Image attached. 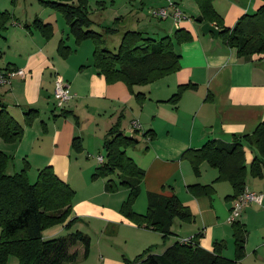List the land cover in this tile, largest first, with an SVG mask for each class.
Segmentation results:
<instances>
[{"label":"crops","instance_id":"1","mask_svg":"<svg viewBox=\"0 0 264 264\" xmlns=\"http://www.w3.org/2000/svg\"><path fill=\"white\" fill-rule=\"evenodd\" d=\"M174 1L187 18L179 23L157 19L161 23L156 24L148 13L150 8L163 5L164 0H126L123 3L110 0L109 8L106 0H100L103 8L112 12L114 23L132 15L135 30L145 35L158 38L171 35L180 27L192 34L191 40L177 46L180 68L176 72L132 89L122 81L106 83L98 74L92 63L94 45L92 49L82 42L77 46L68 45L72 52L61 57L57 45L63 36H58L57 30L50 39H44L38 31L26 30L19 18L13 16L0 33V70L23 69L24 76L16 75L9 83L0 85V101L22 123L23 132L14 143L1 139L0 150L9 156L8 173L21 170L27 162V174L32 181L38 170L47 165L69 183L73 161L88 162L90 157L97 160V156H104V135L118 116H121V129L131 135L134 131L129 127L137 122L139 128L133 127V130L141 135L136 136L138 145L126 149L127 155L144 170L140 193L132 206L134 212H145L147 192L166 195L173 192L194 218L190 223H174L172 235L176 238L170 244H163V251L179 238L200 232L198 244L201 247L212 250L214 242H222L227 249H222V255L229 258L231 229L228 224L231 223L227 216L232 200L226 197L232 193V188L227 181H214L218 172L205 162L200 164L196 174L184 154L210 139L230 142L234 136L250 134L264 120V57L239 56L236 49L219 36L203 33L201 23H193L190 15H200L194 1ZM260 4V0H213L226 27H232L242 14L255 12ZM55 76L69 84L72 95L62 110L56 108L53 98ZM184 84L193 87L182 91L176 104L166 101ZM135 92H141L145 98L139 102ZM28 109H36L38 114L30 124H25L24 113ZM82 109L91 114L81 113ZM74 116L79 123L74 121ZM88 120L93 124L89 128L94 133L91 143L85 141L88 128L84 122ZM127 120L131 123L129 127ZM147 130L155 137L143 136ZM75 136L81 139L80 152L71 147ZM242 144L245 165L249 167L257 152L248 142L242 140ZM99 165L80 169L86 171L85 175H92ZM106 180L100 178L86 185L89 192L76 200L74 194L67 220L75 218V222L69 230L63 223L42 232L44 239L74 231L89 238L86 256H82L81 245L74 248L78 255L73 264H125L122 257L131 260L150 247L151 241H156L150 240L155 231L137 226L119 212V203L127 196V188L118 187L117 192L108 193L104 189ZM210 183L213 185L210 195L194 196L187 190L188 185ZM245 188L264 195V173L261 178L248 174ZM104 196L109 198L104 199ZM237 220L244 225L246 233L244 256L236 264H246V261L253 264L257 259L264 264V196L260 205L243 207Z\"/></svg>","mask_w":264,"mask_h":264},{"label":"trees","instance_id":"2","mask_svg":"<svg viewBox=\"0 0 264 264\" xmlns=\"http://www.w3.org/2000/svg\"><path fill=\"white\" fill-rule=\"evenodd\" d=\"M260 1L255 12L242 14L232 27H226L222 16L213 6V0H194L203 21L214 23L224 43L244 57L254 54L264 57V0ZM38 2L63 16L75 45L87 39L93 42L92 63L106 83L122 81L130 89L176 72L180 68L177 46L192 39V34L181 27L171 35L158 38L145 35L139 30L127 29L122 33L117 48L110 50L102 46L104 37L116 29L103 27L101 32L93 30L91 26L94 21L90 17L87 0ZM12 18L8 10H0V33ZM23 27L29 31H38L44 39L53 36L52 24L38 17ZM57 52L61 57H66L72 49L61 38ZM190 87L193 85H179L166 101L176 104L182 91ZM134 96L139 102L145 98L141 92H135ZM37 114L36 109H28L24 113V123L30 124ZM74 119L77 120V117L74 116ZM120 122L121 116H118L106 131L102 143L105 153L103 162L95 168L92 177L107 178L104 189L108 193L115 192L118 187L127 188L128 194L119 212L137 226L156 231L165 239L173 234L172 228L176 221L190 223L194 217L173 192L170 195L147 192L145 212H134L132 206L140 193L144 170L127 155L126 149L136 146L138 139L134 133L131 136L125 135ZM22 132V123L0 101V138L14 143L21 138ZM143 136H149L150 139L155 137L148 130ZM242 140L257 152L249 167L245 165ZM71 147L75 152H80L81 139L73 137ZM184 156L196 174L203 162L216 169L218 175L214 181H227L232 193L226 198L233 200L245 189L248 174L254 178L263 176L264 120L250 134L234 136L230 142L210 139L199 148L188 149ZM8 162L9 156L0 150V264H8L10 258H15L14 264H73L78 255L74 250L77 245L83 247V256L86 255L90 242L80 231L67 232L50 239L42 236L43 230L53 225L65 223V229L69 230L74 224L75 218L67 220L75 194L69 183L61 180L51 166L39 169L34 181H30L27 162L14 173L7 172ZM187 190L194 196L210 195L213 185L192 184L187 186ZM231 226L233 258L222 255V242H214L212 250L201 247L198 244L201 236L199 232L191 236L190 244L180 242L179 238L160 254L152 253V248L148 247L133 259L123 257V260L126 264H235L244 255L246 230L238 220L233 221Z\"/></svg>","mask_w":264,"mask_h":264},{"label":"rangeland","instance_id":"3","mask_svg":"<svg viewBox=\"0 0 264 264\" xmlns=\"http://www.w3.org/2000/svg\"><path fill=\"white\" fill-rule=\"evenodd\" d=\"M73 1L75 2L76 0H73ZM87 1H88V9L90 11V17L94 21L93 25L91 26V28L93 30L101 32L103 27H110V28L116 29L115 32L109 33L108 35H106L104 37L105 42L102 45L103 47H106L110 50H115L117 48L119 42H120V38H121V35L124 32V30L135 29V25L133 26V23L131 22V20L133 18L132 15H129V17L126 18L125 20H123L122 22L114 23V20L111 18L112 12L109 9L103 8L104 6L100 4V0H87ZM106 1H107V3H106L107 8H109L110 0H106ZM115 1L117 3H123L126 0H115ZM190 1L192 2L194 0H185V3H188ZM164 2H163V4H164ZM0 10H8L12 17L14 16L16 18H19V22L21 24L22 23L23 24L31 23L35 17L40 18L44 22L50 21V22H52V26H53V34H54L55 30H57L58 36H60V34H61L67 45L71 46L74 44L73 38L68 33V30H67L68 26H66V23H65L63 16L59 12H57V11H55L49 7H44L43 5H41L38 2V0H0ZM188 15H190V11H188ZM148 16L150 17L149 13H148ZM190 16L192 17L193 23L195 25L198 24L195 21V19L197 17L196 13H192ZM152 19H154V18H152ZM166 19H172V18L167 17L163 20H166ZM156 20L157 19H154V20H152V22L156 23V24L161 23L160 21H156ZM171 21H173V23H174L173 19ZM82 43L90 45L91 49L93 47V42L89 39L84 40ZM75 46H77V45H75ZM165 77L166 76H164L160 79H163ZM84 112H89L91 114L90 111L82 109L81 113H84ZM89 120L84 122L85 127L88 128L87 129L88 135H86V137H85V141L87 143L92 142V136L94 134L92 129L91 130L89 129L90 127L93 126L92 122H89ZM74 121L75 122L77 121V123H79V120L74 119ZM125 123L127 126H128V124H129V126L131 125V123L128 120ZM129 128H131V131H134L133 127L130 126ZM138 134H139L138 131H134L135 136H137ZM138 136L141 137L140 134ZM0 140H1V138H0ZM140 143H142V141H140ZM137 145H138V143H137ZM127 151L130 152L131 149H129ZM89 159L90 160L92 159L93 162H91L90 160L88 162L81 160L80 163H76L75 161H73L70 164V171H71L72 175H70V182L69 183L71 184V186L76 191L75 200L77 199V197L84 196L86 193L89 192V189H85L86 185L94 183V182L98 181V179L103 178V177H99V176L93 178L92 175H85L86 171L80 169L81 166L86 167L88 165H91L94 168L97 165L98 162H97V160L94 159V157H90ZM28 170H29V168H28ZM36 175H37V173H36ZM32 181H34V180H32ZM115 192H117V190ZM115 192H113V193H115ZM107 198H109V196H104V199H107ZM125 198H124V200H125ZM73 201H74V199H73ZM122 202L123 201H121L119 203V206H121ZM146 206H147V203H146ZM145 210H146V207H145ZM228 225L231 229V233H230L231 241H229V243H230L229 244V246H230V251H229L230 255L229 256H231V257H229V258H233V256H234V252H233L234 251V244H233V236H232V226H231V224H228ZM175 238H176V236L170 235L167 238L163 239L158 232H156V234L152 233L150 240H156V241H151L150 247L152 248V250L154 252L160 254L163 252V249H164V247H162L163 244H165V245L170 244L171 242H173V240ZM222 249L225 251L227 250V249H225V246ZM82 256H83V252H82ZM84 256H86V255H84ZM122 260H123V257H122ZM258 260L259 259H257V261H253V264H262V262L260 260L259 261ZM123 262H124V260H123ZM14 263H15V258H10V260L8 261V264H14ZM249 263H250L249 261H246V264H249Z\"/></svg>","mask_w":264,"mask_h":264},{"label":"built area","instance_id":"4","mask_svg":"<svg viewBox=\"0 0 264 264\" xmlns=\"http://www.w3.org/2000/svg\"><path fill=\"white\" fill-rule=\"evenodd\" d=\"M164 1L165 2L163 5L150 8V17L160 20L171 17L177 23L187 18L174 0ZM16 75L24 76V70L17 69L5 72L0 70V85L9 83L11 81V78ZM71 97L72 95L69 92V84L65 82L61 77L55 76L53 81V98L55 100L56 108L61 110L64 105L71 99ZM132 126L136 129L139 128L137 122H133ZM97 161L101 164L103 162V156H97ZM263 196L264 195L261 192L251 191L245 188L242 193H240L232 200L227 216V221L229 223H232L233 221L237 220L240 216L242 208L246 205H260L262 203ZM179 240L180 242L190 244L192 237H181Z\"/></svg>","mask_w":264,"mask_h":264},{"label":"water","instance_id":"5","mask_svg":"<svg viewBox=\"0 0 264 264\" xmlns=\"http://www.w3.org/2000/svg\"><path fill=\"white\" fill-rule=\"evenodd\" d=\"M195 20L196 22L201 23L200 30L203 33H211L214 37H218L220 30L214 24L203 21V17L201 15H198ZM125 135L131 136V133L127 131L125 132Z\"/></svg>","mask_w":264,"mask_h":264}]
</instances>
